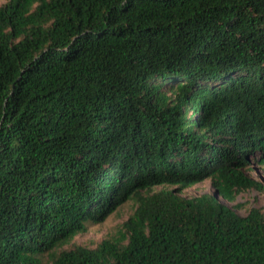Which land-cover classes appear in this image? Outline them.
Here are the masks:
<instances>
[{"label":"trees","instance_id":"trees-1","mask_svg":"<svg viewBox=\"0 0 264 264\" xmlns=\"http://www.w3.org/2000/svg\"><path fill=\"white\" fill-rule=\"evenodd\" d=\"M260 163L264 0L0 5V264H264V211L223 201ZM132 198L120 239L63 248Z\"/></svg>","mask_w":264,"mask_h":264},{"label":"rangeland","instance_id":"rangeland-1","mask_svg":"<svg viewBox=\"0 0 264 264\" xmlns=\"http://www.w3.org/2000/svg\"><path fill=\"white\" fill-rule=\"evenodd\" d=\"M6 0H0V5L4 4ZM246 173L253 177L256 181L263 184V188H250L240 192L234 200L226 201L229 206L233 207L239 214L245 216L254 208H260L264 211V163L251 164L245 169ZM177 187L171 184H156L151 187V191H157L162 188L173 189ZM145 193H148L145 192ZM181 195L188 198L198 197L206 193L215 194L210 178H205L189 187L181 190ZM137 201L129 199L121 204L117 210L112 212L107 218L101 222H88L85 230L76 234L63 248L69 249L75 246H83L88 248H96L104 239L116 240L122 237L121 233L124 231L123 225L134 213L137 208ZM126 242V240H124ZM43 264H50L47 253L42 255Z\"/></svg>","mask_w":264,"mask_h":264},{"label":"clouds","instance_id":"clouds-1","mask_svg":"<svg viewBox=\"0 0 264 264\" xmlns=\"http://www.w3.org/2000/svg\"><path fill=\"white\" fill-rule=\"evenodd\" d=\"M216 193V192H215Z\"/></svg>","mask_w":264,"mask_h":264}]
</instances>
